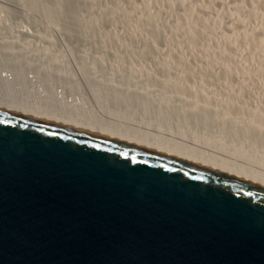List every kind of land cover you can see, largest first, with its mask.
Returning <instances> with one entry per match:
<instances>
[{"label": "water", "instance_id": "95a60500", "mask_svg": "<svg viewBox=\"0 0 264 264\" xmlns=\"http://www.w3.org/2000/svg\"><path fill=\"white\" fill-rule=\"evenodd\" d=\"M0 264H264V185L0 93Z\"/></svg>", "mask_w": 264, "mask_h": 264}, {"label": "rangeland", "instance_id": "374dc122", "mask_svg": "<svg viewBox=\"0 0 264 264\" xmlns=\"http://www.w3.org/2000/svg\"><path fill=\"white\" fill-rule=\"evenodd\" d=\"M3 68L75 83L74 105L91 106L90 90L100 95L107 87L115 95L105 89L106 95L123 103L106 100L104 108L114 107L121 118L141 115L132 105L164 106V116L174 114L185 128L207 120L203 129L217 124V135L235 130L217 138L209 127L210 137L201 124L202 132L193 129L201 140L235 143L242 131L243 144L264 143V0H0ZM153 116L158 125L172 122Z\"/></svg>", "mask_w": 264, "mask_h": 264}, {"label": "bare ground", "instance_id": "6f19581e", "mask_svg": "<svg viewBox=\"0 0 264 264\" xmlns=\"http://www.w3.org/2000/svg\"><path fill=\"white\" fill-rule=\"evenodd\" d=\"M13 68H12V70L8 69V68L1 69L0 76L4 79L3 80L4 82L2 81L3 83L1 82L2 84H0V93L19 95V96H22V97L27 98V99H36L45 105H58L60 107L66 108V109L89 113L94 119H96V120H98V121H100V122H102V123H104L110 127H113L117 130H120V131L125 132L129 135H132L136 138H139L143 141H146V142H148L154 146H157V147H159V148H161V149H163V150H165L171 154H174V155H177V156H180V157L192 160V161H196L198 163H201V164L222 170L224 172L236 175L238 177H242V178L248 179L250 181H254V182H257L259 184L264 185V158H260V159L255 158V157H259L257 155V151L260 150V148L261 149L264 148V143H262L263 148H262V146H260V148H259V145H261V143L260 144H257V142L254 143L255 142L254 140H252L253 144L251 142L247 143L250 140L248 141L247 136H245V138L247 139V141H246L247 144H245V140H244V144H243L242 141L244 139V136H242V134H241L242 129L241 130L239 129L241 132L237 131L238 134L240 132L241 137H240V135L237 134L239 137H237V141L235 143L232 142L233 140L230 139L231 141H229V140H226V138H225L224 141L226 140V142H228V143L222 142V143L216 145L217 143L215 144V143L208 142L206 140L205 141L201 140L198 138V136H196L194 134V133H197V131L199 130L198 126H200L201 124L203 125L205 121L207 122V120H204L203 123L202 122L200 123L201 120L198 121V123H200V124L197 125V123H196V126L192 123L193 121L191 120V123L189 122L188 124L189 125L191 124L190 126H192V125H194V126L190 127L189 125H187V127H190L188 129V128H185L183 126V124L181 125L180 122H182V120L179 121L180 118H177V116H173L174 115L173 113H172L173 115L169 116L166 114L167 117H166V115L164 116L165 112H163V110H165L166 107L163 106L165 109H163L162 106H161L162 108L161 107L153 108V109H155V111H154L149 105L145 106V105H140V104L134 105V106L132 105V107L134 109H130V110H134V111L140 113L141 115L139 117L135 116V114L134 115H132V114L126 115V113H124L125 115H122V118H121V115L119 113L115 112L113 106H112L113 111L112 110H106V107L108 106V104L112 105L111 104L112 101L113 102L115 101L118 103L121 102L120 98L117 99L115 96L112 98V97H109L108 94L106 95L105 89L107 87L104 89V91L100 95L96 91L89 89L91 91V94H92L90 97V100L92 99L94 104L92 102H90V103H92V105H94V106H92V105L90 106L88 103L86 105H89V106H85L86 101H85V103L83 102L84 105L80 104L82 106L76 105V103L74 105V103H72V98H71L74 95V92H71V91H74L73 87H74L75 83H65L61 79H59V81H58L57 80V78H58L57 74H50V73H47V74H33V73H31L30 74L29 73V75H27L28 74L27 73L26 75H21V74H19V72H22L25 67L22 68L23 70L18 69V71L20 70L19 72H17L16 70H15L16 72L13 71ZM26 71H25V73H26ZM25 73H23V74H25ZM24 78L30 79V81L28 80L27 84L32 83V85H28V86H27V84L23 85L22 81L25 83ZM59 78H62V77L59 76ZM37 79L39 80V82ZM45 79H51V80L45 81ZM55 80H57V82L59 83L58 84L59 86L55 85L56 89H53L54 87L50 86V84H51V81H54V83H55ZM53 84H51V85H53ZM62 85H64V86H62ZM65 85L68 86V88H70V89L66 88ZM94 86H95V84H94ZM61 87L62 88L65 87L66 90L64 88V90H65L64 91ZM106 90H108V89H106ZM66 91L70 95L69 94L66 95L64 93ZM110 91L111 90H108L107 92H110ZM53 92H55L57 94V96H58L57 99L52 97ZM103 93H104V95H103ZM110 93L113 94L114 92H110ZM121 93H122V91H121ZM111 94H109V95L111 96ZM114 95H115V93H114ZM114 98H115V100H114ZM106 100L108 101L107 102L108 104L106 103L107 105L104 108V106H105L104 101H106ZM127 100H128V97H127ZM82 101H84V100H82ZM122 103H123V101H122ZM122 103H120V104L122 105ZM119 105H116V106H119ZM147 106H149L148 107V108H150L149 110L145 109ZM119 108H121V107H119ZM97 109H99L100 112ZM128 110H129V108H128ZM134 111H133V113H135ZM129 113H131V112H128V114ZM155 113H157L164 121L166 120V122L169 119L168 117H171L172 122L171 121L167 122L169 124L167 125V123H165L166 125H164V126L158 125V124H161L159 122L161 120L157 121L158 120L157 119L154 121V119H156L157 117L151 119L152 117H154L153 115H155ZM149 114L151 116H149ZM159 116H158V118H160ZM199 119H200V117H199ZM184 122H187V121H184ZM195 122H197V121H195ZM207 124L209 125L210 128L207 127V129H205V128L204 129L207 130V133L211 137L212 136L211 131L214 130L213 132L215 134L217 132L218 126L216 127L217 124H215V126H214V124L212 123V125L214 126L213 127L214 129H213L211 127L212 126L211 124H209V123H207ZM203 127H204V125L201 127L202 128L201 130H204ZM215 128H216V132H215ZM220 128H222V127H220ZM228 128H230V127H228ZM193 129H195V130L198 129V130L195 132V130H193ZM201 130H199V131H201ZM224 130H226V129H224ZM229 130L231 131L232 129H229ZM245 130H246V128H245ZM245 130H243V131H245ZM218 131H219L218 132L219 134L221 133V131L223 133H225L221 129H218ZM255 131H257V130H254V132ZM210 132H211V135H210ZM247 132H250V131L247 130ZM207 133L205 135H207ZM223 133H221V134H223ZM231 133L233 135V133H235V130L233 129ZM214 134H213V137L215 139L216 138L215 136L217 134H215V136H214ZM221 134L217 135V138H218V136L220 137ZM243 134L245 135V133H243ZM260 134H264L263 131H262V133L260 132ZM194 135L197 138H194L193 137ZM213 137H212V139H213ZM234 137L236 138V136H234ZM207 138L208 137H206V139ZM214 139H213V141H214ZM239 139L242 141H238ZM262 139L259 141L262 142ZM231 142L234 145H237V149L240 148V150H236V148H235L236 146H234ZM255 144H256V146H255ZM231 145H233V147L235 149L232 150L233 147H231ZM245 145L246 146L248 145L247 149L245 148L246 147ZM257 145H258V147H257ZM248 148H250L252 150L251 153L253 151L255 152L253 154V156H251L252 154L249 155V152H247ZM263 153H264V151H263Z\"/></svg>", "mask_w": 264, "mask_h": 264}]
</instances>
